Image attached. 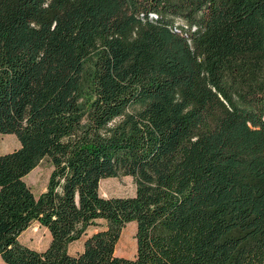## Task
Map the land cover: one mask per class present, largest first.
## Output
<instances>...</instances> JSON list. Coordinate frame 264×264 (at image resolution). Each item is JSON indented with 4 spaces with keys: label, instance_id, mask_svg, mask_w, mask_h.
Instances as JSON below:
<instances>
[{
    "label": "trees",
    "instance_id": "16d2710c",
    "mask_svg": "<svg viewBox=\"0 0 264 264\" xmlns=\"http://www.w3.org/2000/svg\"><path fill=\"white\" fill-rule=\"evenodd\" d=\"M0 135L3 264H264V0H0Z\"/></svg>",
    "mask_w": 264,
    "mask_h": 264
},
{
    "label": "rangeland",
    "instance_id": "374dc122",
    "mask_svg": "<svg viewBox=\"0 0 264 264\" xmlns=\"http://www.w3.org/2000/svg\"><path fill=\"white\" fill-rule=\"evenodd\" d=\"M18 147V142L13 135H0V154L10 153ZM50 166L46 160L40 161L23 179L26 186L34 196L41 193L45 187ZM98 193L103 198L111 197H131L134 194V183L130 177L120 176L117 178L104 179L99 182ZM103 227L100 221L97 226L87 229L85 234L67 248L69 254H74L81 249L83 240L92 233ZM134 223L126 224L121 230L119 239L114 248V255L126 259H131L135 254ZM18 241L24 246L41 251L46 248L49 242L47 232L32 223L18 236ZM0 264H3L0 261Z\"/></svg>",
    "mask_w": 264,
    "mask_h": 264
}]
</instances>
